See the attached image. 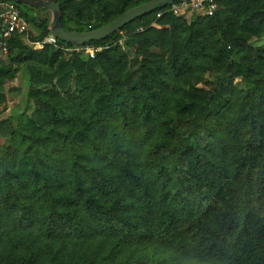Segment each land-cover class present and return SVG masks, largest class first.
<instances>
[{
	"label": "trees",
	"instance_id": "16d2710c",
	"mask_svg": "<svg viewBox=\"0 0 264 264\" xmlns=\"http://www.w3.org/2000/svg\"><path fill=\"white\" fill-rule=\"evenodd\" d=\"M53 1L66 29L89 31L150 0ZM18 5L41 31L30 41L50 34L46 9L40 20ZM229 10L243 18L207 16V35L199 22L185 28L173 82L149 38L119 68L121 34L161 10L85 45L102 48L94 58L62 41H10L0 102L25 66L33 110L0 120V264H264V46L250 43L264 0ZM212 66L229 79H192Z\"/></svg>",
	"mask_w": 264,
	"mask_h": 264
},
{
	"label": "rangeland",
	"instance_id": "374dc122",
	"mask_svg": "<svg viewBox=\"0 0 264 264\" xmlns=\"http://www.w3.org/2000/svg\"><path fill=\"white\" fill-rule=\"evenodd\" d=\"M81 1V0H76ZM231 0H221L218 6L217 13L221 15L222 18H233V20L238 21L243 18V15L234 14L229 10V3ZM34 14L41 20L45 18V12L38 8L34 9ZM83 14V13H82ZM174 15V14H173ZM50 16V14H49ZM87 16V15H86ZM179 16V15H178ZM158 16L152 19H145L143 23H134L132 27L124 31L121 35L123 36L120 41L121 50L124 53V64L119 66L121 69L130 68V62L133 58L139 56L138 48L142 43H146V40L150 39V50L153 54L154 59L163 67V75L167 78L168 81L173 82V75L170 72L168 67V59L173 49L176 45H179L183 36H185V28L192 25L194 22H199V26L204 30V34L211 30L207 16L199 14H187L183 17L181 16V21L176 22L174 19H162L158 20ZM241 22V21H240ZM176 25V26H175ZM175 26V27H174ZM40 30L30 24V29L28 34L25 35L26 42L33 46V42L30 41L29 36H38ZM208 45V52L206 60L208 62H214L212 56L216 54V46L214 45L212 39L209 36L206 38ZM250 43L255 46H264V31L257 36L251 38ZM96 48V47H95ZM95 56L97 53L102 50V48H96ZM82 56H88L85 52H81ZM7 53L1 51L0 48V57H4ZM91 58V57H90ZM233 60V58H232ZM128 61V64H127ZM206 65V64H205ZM26 67L21 66L19 72L15 78L6 84L3 87V92L7 94V100L5 102H0V120L10 116L14 120L24 119L27 114H30L33 110V104L30 102L28 97V74L26 72ZM204 72L200 74H195L192 76L193 80H198L200 77H205L209 79H221L222 81L229 79L227 74H222L218 72V68H208L204 69ZM237 88L243 89L245 83L240 79L235 80ZM230 118V113L225 115V118L222 119L221 123L226 124ZM2 141V139H1Z\"/></svg>",
	"mask_w": 264,
	"mask_h": 264
},
{
	"label": "built area",
	"instance_id": "2783aa9c",
	"mask_svg": "<svg viewBox=\"0 0 264 264\" xmlns=\"http://www.w3.org/2000/svg\"><path fill=\"white\" fill-rule=\"evenodd\" d=\"M218 0H177L164 8L174 15L199 14L204 16H213L218 10ZM159 11L158 17L163 15V10ZM30 22L22 14L19 5L11 0H0V48L4 53L8 52L9 43L15 36L28 34ZM58 39L52 34L46 36L43 40L34 42L35 49H42L46 45L58 46ZM65 52H85L91 58L95 57L97 49L89 46H65L61 47Z\"/></svg>",
	"mask_w": 264,
	"mask_h": 264
},
{
	"label": "water",
	"instance_id": "95a60500",
	"mask_svg": "<svg viewBox=\"0 0 264 264\" xmlns=\"http://www.w3.org/2000/svg\"><path fill=\"white\" fill-rule=\"evenodd\" d=\"M17 4L22 3L35 8L46 9L50 14L49 33L59 41L84 46L92 41H100L111 34L120 31L123 27L133 23L153 12L162 10L177 0H150L144 4L132 7L113 21L100 28L89 31H74L66 29L61 21L62 9L59 3L53 0H11Z\"/></svg>",
	"mask_w": 264,
	"mask_h": 264
}]
</instances>
